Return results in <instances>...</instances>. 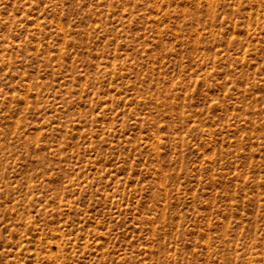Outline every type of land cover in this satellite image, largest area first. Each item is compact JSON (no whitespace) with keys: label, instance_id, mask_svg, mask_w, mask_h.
Returning a JSON list of instances; mask_svg holds the SVG:
<instances>
[{"label":"rangeland","instance_id":"374dc122","mask_svg":"<svg viewBox=\"0 0 264 264\" xmlns=\"http://www.w3.org/2000/svg\"><path fill=\"white\" fill-rule=\"evenodd\" d=\"M0 264H264V0H0Z\"/></svg>","mask_w":264,"mask_h":264}]
</instances>
